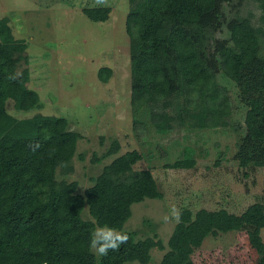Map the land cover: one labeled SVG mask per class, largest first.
Instances as JSON below:
<instances>
[{
	"label": "trees",
	"instance_id": "16d2710c",
	"mask_svg": "<svg viewBox=\"0 0 264 264\" xmlns=\"http://www.w3.org/2000/svg\"><path fill=\"white\" fill-rule=\"evenodd\" d=\"M232 1L128 0L130 104L135 124L147 109L161 133L175 125L224 126L231 114L230 93L218 81L224 75L234 82L245 108L233 158L243 168L264 167V0H253L260 24L252 22L249 10L227 17L224 5ZM109 11L108 6L83 8L91 21H105ZM224 31L226 36H216ZM26 47L13 35L7 17H0V264H145L155 246L166 247L155 264H195L179 228L166 246L122 229L132 203L163 196L149 168L134 170L142 158L138 150L113 157L81 193L75 181L56 178L57 168L72 159L81 134L63 116L18 118L7 111L8 98L17 109L39 103L37 91L27 85ZM110 73L101 67L97 75L106 81ZM13 74L17 78L9 79ZM118 148L113 140L106 154ZM194 164L192 151L186 150L166 165ZM85 204L92 219L81 216ZM97 226L126 232L129 241L118 252L96 255L90 239Z\"/></svg>",
	"mask_w": 264,
	"mask_h": 264
},
{
	"label": "rangeland",
	"instance_id": "374dc122",
	"mask_svg": "<svg viewBox=\"0 0 264 264\" xmlns=\"http://www.w3.org/2000/svg\"><path fill=\"white\" fill-rule=\"evenodd\" d=\"M93 6L94 0H0V17H7L13 35L26 42L27 85L39 95L37 107L27 110L15 108L8 98L7 111L18 118L37 113L63 116L68 127L81 134L72 159L56 172L58 180L75 181L76 192L91 185L113 157L138 150L142 158L134 170L149 168L163 196L131 204L122 229L134 232L136 239L152 236L166 246L172 230L179 228L195 264H264V167L243 168L233 158L245 109L234 82L224 75L218 80L231 96L224 126L175 125L161 133L147 109L135 124L125 30L128 0H108L105 21L85 16L83 8ZM224 8L229 18L249 10L252 22L260 24V9L253 0H233ZM221 35L226 32L216 33ZM101 67L111 69L106 81L97 75ZM113 140L119 148L106 154ZM186 150L193 153V166L166 165ZM172 205L182 213L178 224L162 220ZM81 216L92 219L86 204ZM165 249L151 248L145 264L158 263Z\"/></svg>",
	"mask_w": 264,
	"mask_h": 264
},
{
	"label": "clouds",
	"instance_id": "9594fccd",
	"mask_svg": "<svg viewBox=\"0 0 264 264\" xmlns=\"http://www.w3.org/2000/svg\"><path fill=\"white\" fill-rule=\"evenodd\" d=\"M94 6L106 7L108 6V0H94ZM16 74H13L9 79H16ZM37 144L35 147H38ZM182 218L181 210L172 205L168 214L162 217L163 222L168 223L174 221L180 223ZM129 235L126 232L119 231L111 226L108 227H96L91 233L90 248L94 254L101 257L109 255L111 252H118L121 246L127 244L129 241Z\"/></svg>",
	"mask_w": 264,
	"mask_h": 264
}]
</instances>
